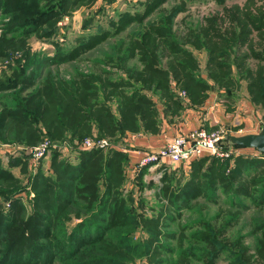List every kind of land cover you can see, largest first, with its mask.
<instances>
[{"label": "trees", "instance_id": "trees-1", "mask_svg": "<svg viewBox=\"0 0 264 264\" xmlns=\"http://www.w3.org/2000/svg\"><path fill=\"white\" fill-rule=\"evenodd\" d=\"M112 1L89 10L82 33L70 43L63 20L76 5L93 0H0V10L4 6L11 16L0 26V57L24 54L0 77V93L9 100L0 109V141L33 145L46 137L65 146L67 140L74 153L69 160L52 149L48 169L22 148L8 159L9 169L0 163V264H135L142 259L170 264L178 252L173 264H218L221 258L226 264H264L263 213L252 216L249 235H222L236 225L241 211L263 212L264 154L224 139V149L232 150L224 159L203 153L187 167H161L157 205L148 214L143 192L153 184L143 180L146 167L128 184L131 165L125 152L80 148L90 135H156L158 105L177 116L182 109L202 106L211 85L227 95L244 81L249 101L264 108V0H212L217 10L194 24L184 15L177 30L178 14L189 12L192 0H140L132 11H115L103 23L97 15ZM31 35L52 42L53 53H34L27 43ZM106 40L110 52L94 59L96 72L74 70L65 78L51 66L83 59ZM188 46L206 53L204 75ZM117 70L125 77L113 78ZM172 82L185 90L188 105ZM111 99L116 113L106 103ZM17 164L25 183L10 171ZM198 198L224 203L233 212L215 225L205 220L184 224L181 210ZM171 220L178 232L164 233ZM188 229L195 232L189 235ZM247 236L254 239L251 248Z\"/></svg>", "mask_w": 264, "mask_h": 264}, {"label": "rangeland", "instance_id": "rangeland-1", "mask_svg": "<svg viewBox=\"0 0 264 264\" xmlns=\"http://www.w3.org/2000/svg\"><path fill=\"white\" fill-rule=\"evenodd\" d=\"M137 1L140 0H114L112 1L110 4H106L104 9L105 12H102L101 14L97 15V19H99L101 22L104 23L106 16L108 15H113L114 13H116L115 11L118 12H122L125 9H129V10H133V4L136 3ZM189 2V0H187ZM228 3H238V4H242L244 2V0H228ZM104 0H93V2L89 5L86 4H78L74 7V9L72 10V14L67 18H65L63 20L62 25L67 27V31H66V35H64L66 37V40H68L70 43H73L76 36L80 33H82V23L84 22V18L86 16V14L89 12V10L91 9H98L101 5H103ZM191 5L189 7V12L188 11H183L182 13L178 14L177 19H176V26H175V30L179 29V24L178 21L181 20V18L184 15H187L186 17L188 18V24H194L199 22L202 17L210 12H213L214 10H217L219 8V5H217L215 2H213L212 0H192L191 2H189ZM45 4V2H40L39 5ZM11 16H6L5 15V9L4 6L2 7V9L0 10V26H3V23H5V21L7 19H10ZM3 29V28H2ZM0 29V35L3 33V30ZM61 34L55 35L53 38L55 39V41H59V37ZM27 43L28 45H30V47H32L34 53L35 52H40L42 54L45 55V53H49L52 54L53 51L55 50V46L53 45L52 42L50 41H46V40H42V39H37L36 36L31 35L27 38ZM111 45V41L106 40L103 43L97 45V47L95 48L94 52L91 54H87L85 56V58L80 59V60H76V61H71V62H65V63H60V64H53L51 65L53 68L57 69L58 73L63 74V76L65 78H68V75L73 73L74 70H78V71H97L98 70V65H96L94 63V59H99L104 53H108L109 51V46ZM188 48L191 49V51L194 53L195 57L198 60V64H199V72L200 74H205V60H206V53L202 50H197L194 49L191 46H188ZM23 52L22 51H14L13 53H10L9 55H7L6 57H0V77L2 76L3 73L6 72H10V68H15L14 66V62L16 60L19 59H23ZM136 63V62H134ZM35 67L34 64H31L30 68ZM51 67V68H52ZM100 67L109 69V66H105L102 64V66L100 65ZM30 71V70H29ZM114 71V70H113ZM45 72V70L42 71V74ZM125 72L124 71H120L117 70L115 71V74L113 75V78L121 76V77H125ZM173 86H171L173 88V90L176 92V95L178 98H180L182 100V104L183 105H188V102L185 100L186 98V92L185 90L181 89L179 86L175 85V82H172ZM210 92V94H215L217 96H219L218 90L215 86L211 85V88L208 90ZM180 94H184L185 96H181ZM3 95H5L4 93H0V109L2 108L1 106L3 105L2 103H7L9 104V100H5L3 99ZM216 96V97H217ZM3 97V98H2ZM221 98H216L214 101H218L220 103V106L223 110L225 109V111L227 113H232L231 110H235V107L238 105V103H236L238 100L241 103H244V99H248V93L246 90V85L244 81L239 82V86L238 88L234 89L233 91L229 92L227 95H221L219 96ZM100 99H103L102 96H100ZM208 102V99L206 100ZM204 101V103L206 102ZM108 105L111 106L112 110L114 113H116V101L115 100H107L106 102ZM208 105V104H207ZM242 107V105H241ZM230 109V110H229ZM263 109V108H258V110ZM203 111V110H202ZM245 111V109H244ZM242 113L243 115V109H242ZM169 117H174V116H169ZM174 119H171V121H173ZM211 124H207L205 123L203 126L199 127L201 129H204L206 131H218V130H223V132L227 131L230 134L233 128L231 126H218L217 123H214L213 119L210 118ZM232 121H234V119H232ZM262 124L264 123V120L261 122ZM235 126V125H234ZM197 129V128H196ZM182 130V129H181ZM183 131V130H182ZM180 131V129L177 130V132L174 134V137L180 135L181 137H186L187 134L192 131L190 130L189 132L185 133ZM141 132H127L124 136L121 135H113V136H108V137H97L96 135H90V136H86L84 138L90 137V138H100V139H105L107 142L111 143L112 146H119L122 149H117L121 152H125V150H129L132 148V146H130V142L126 141L123 142L124 138H128L129 136H134V135H141ZM236 134V133H234ZM236 135H240L239 133ZM173 137V138H174ZM82 138V139H84ZM9 139V138H7ZM49 141V139L43 138L42 140H40L39 142H37L36 144L30 145V144H18L16 142L14 143H4L0 141V163L2 166H4L5 168L9 169L8 166V159H10V157H12L13 155H19V150L22 152H25L26 154H28V150L27 149H36L37 147H39L44 141ZM173 140V139H172ZM10 141V140H8ZM57 143V144H55ZM54 144H52V146H49L45 153L37 160V161H41L44 163V168H46L47 166H45L47 164V162L49 161V157H50V152L52 151V149H57L60 152V156L62 158H67L69 160H73L74 157V153L72 147L70 146L68 147V145H70V143L67 140H64L63 143L65 144V146L59 145V143L61 142H56L55 141ZM166 144V143H165ZM19 146V147H18ZM20 148V149H19ZM110 148L106 147L104 149H101L102 151H107ZM12 155V156H11ZM30 159H32L31 155H29ZM33 161H35L34 159H32ZM29 162V161H28ZM30 162L28 164V168L30 169ZM161 167H164L165 170H172V169H179V166L173 165V164H169V163H164L161 166L157 167V168H152V169H147V172L144 174L143 176V180L145 182H148L150 184H153L152 187L148 188V189H144L143 194L146 196V205L145 207L147 208L146 212L148 214L151 213L150 211V207L157 205V201L155 199V193L154 191L157 190L158 186H159V178H158V172L161 169ZM185 167H187V165H185ZM48 169V168H46ZM45 169V170H46ZM129 169V170H128ZM128 170V184L130 182L133 181L132 177L135 174L134 172V168L130 170V167L127 168ZM10 171L19 179H22V181L25 183L26 179L23 178L24 176V171L23 169L20 168V164H17L15 166H13L12 168H10ZM48 172V171H46ZM127 179H126V183H127ZM127 187V186H126ZM128 188V187H127ZM137 191V188H135ZM30 196H32V194H30ZM7 205V204H6ZM9 205V204H8ZM7 205V206H8ZM219 211H221V214L218 216ZM233 212V210L231 208H229L228 206H226L224 203H212L209 202L207 203L206 201H204L201 198H198L197 200H193L188 207H185L181 210L182 212V222L184 224H189L191 223L192 225L195 224L197 221L199 220H205L206 222H213L212 225L218 224L219 222H223V218H225L227 213ZM235 213V212H234ZM264 214V210L261 213H256V211H254V209H250V210H246V211H241L238 214H241V218L238 219V222L236 223L235 226H233V223L230 224L229 226H227L228 228L226 230H224L225 233H222V235H235L236 233H245L246 235H249L250 230H251V222L250 220L252 219V216L254 218H256L255 216L259 217V216H263ZM237 215V214H236ZM174 217H176V212L175 214H173ZM77 220L72 221V223L69 226H72V224L76 223ZM168 226L166 227V229H164L163 227V231L164 233H177L178 232V226H176V221H170L168 222ZM195 229V228H194ZM194 229H188L186 230V233L191 235V233L195 232ZM198 229H202V225L199 226ZM136 233H144V232H136ZM163 241L165 240V237L162 238ZM170 242L173 244V242L175 243V239L170 237ZM178 242V241H177ZM176 242V244H177ZM246 242L249 245V248H251V246L253 245L254 239L252 238V236H247ZM199 245V244H197ZM179 248V245H178ZM199 248V246H198ZM174 258V260L179 256V252L178 254L174 256H172ZM173 260V261H174ZM173 261H171L170 264H173ZM192 263V262H191ZM190 263V264H191ZM135 264H151L150 262H147V260L142 259V260H136ZM179 264V263H178ZM196 264V263H194ZM218 264H226V261L221 258L218 261Z\"/></svg>", "mask_w": 264, "mask_h": 264}, {"label": "crops", "instance_id": "crops-1", "mask_svg": "<svg viewBox=\"0 0 264 264\" xmlns=\"http://www.w3.org/2000/svg\"><path fill=\"white\" fill-rule=\"evenodd\" d=\"M216 96L209 92L208 102L206 99V102L198 108L182 109L180 114L173 118L169 117L168 112L158 105L161 117V127L158 134L146 135L142 133L141 135L129 136L123 139V142L128 141L130 146H132L128 151L125 150L131 165L130 170L137 163L143 151L156 150L158 147L170 142L178 129L187 133L203 126L205 123L211 124L210 118L218 126H231L233 128L231 133L233 134L255 133L261 128V122L264 120V108L258 110L248 99H244V103L239 100L236 102L238 105L235 110H231L232 113H227L225 109L223 110L219 107L220 103L218 101H214L216 98H221L219 97L221 95ZM242 109L245 115H243ZM171 119L174 120L171 121Z\"/></svg>", "mask_w": 264, "mask_h": 264}, {"label": "built area", "instance_id": "built-area-1", "mask_svg": "<svg viewBox=\"0 0 264 264\" xmlns=\"http://www.w3.org/2000/svg\"><path fill=\"white\" fill-rule=\"evenodd\" d=\"M182 97L184 94H180ZM186 100V99H185ZM264 125V123L262 124ZM229 132L223 130L218 131H206L201 128L190 131L186 137L176 136L170 142L158 147L156 150L143 151L137 163L132 167L137 172L140 168L146 167L147 169L157 168L164 163L170 165L184 166L189 163L190 160L203 153L216 156L224 159L232 153L231 149L225 150L223 147V141L225 135ZM52 146L49 141H44L36 149H27L28 155H31L32 159L37 161L46 151V149ZM122 149L119 146H115L105 139L100 138H84L81 140L80 148L83 150L91 149ZM134 172V173H135ZM162 175L161 170L158 172V178ZM8 205V204H7Z\"/></svg>", "mask_w": 264, "mask_h": 264}, {"label": "water", "instance_id": "water-1", "mask_svg": "<svg viewBox=\"0 0 264 264\" xmlns=\"http://www.w3.org/2000/svg\"><path fill=\"white\" fill-rule=\"evenodd\" d=\"M225 141L244 148H253L261 154H264V125L255 133L246 134H227Z\"/></svg>", "mask_w": 264, "mask_h": 264}, {"label": "bare ground", "instance_id": "bare-ground-1", "mask_svg": "<svg viewBox=\"0 0 264 264\" xmlns=\"http://www.w3.org/2000/svg\"><path fill=\"white\" fill-rule=\"evenodd\" d=\"M239 149V148H238Z\"/></svg>", "mask_w": 264, "mask_h": 264}]
</instances>
